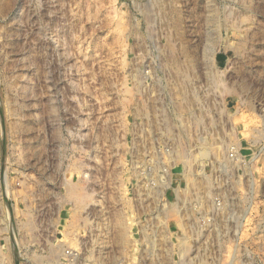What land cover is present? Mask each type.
I'll use <instances>...</instances> for the list:
<instances>
[{
	"label": "rangeland",
	"instance_id": "1",
	"mask_svg": "<svg viewBox=\"0 0 264 264\" xmlns=\"http://www.w3.org/2000/svg\"><path fill=\"white\" fill-rule=\"evenodd\" d=\"M138 220L163 264H264V0H0L8 264L130 263Z\"/></svg>",
	"mask_w": 264,
	"mask_h": 264
},
{
	"label": "built area",
	"instance_id": "2",
	"mask_svg": "<svg viewBox=\"0 0 264 264\" xmlns=\"http://www.w3.org/2000/svg\"><path fill=\"white\" fill-rule=\"evenodd\" d=\"M174 143V142H173ZM172 143V144H173ZM182 143V142H181ZM177 145V143H175ZM160 212L157 214L158 221H162L161 215V209ZM149 222L147 220H138L136 222V226L138 227V233L137 236L134 238L136 241L135 250L133 251V254H130V258L127 255V259L129 258L131 261L129 263L128 260L120 259L117 260L116 264H148V256L151 254L154 260H157L159 264H163V250L156 247V245H153L152 247L148 246V242L152 241L157 243L160 238L158 236L154 235L152 238H149L146 236L145 232V225H147ZM194 241L199 240V238H194ZM94 255V257H93ZM134 255V257L132 256ZM100 257L99 255L96 256L95 253H86L84 249L71 247L70 245L64 246L62 252L60 253V256H58L57 260L54 263L50 264H101L99 263V259H91V258ZM88 258V259H87ZM135 258V261H134ZM91 259V260H89ZM0 264H8V261L6 260L5 256L3 255L2 250H0ZM33 264V263H30Z\"/></svg>",
	"mask_w": 264,
	"mask_h": 264
},
{
	"label": "bare ground",
	"instance_id": "3",
	"mask_svg": "<svg viewBox=\"0 0 264 264\" xmlns=\"http://www.w3.org/2000/svg\"><path fill=\"white\" fill-rule=\"evenodd\" d=\"M182 156V155H181ZM186 156V155H185ZM184 157V156H183ZM182 159H184V158H182ZM187 159V158H186ZM186 160H184V162H185ZM188 161V160H187ZM186 161V162H187ZM189 162V161H188ZM187 162V163H188ZM191 162V161H190ZM188 165H189V167H190V164L188 163ZM187 174V173H186ZM188 175V174H187ZM190 175V174H189ZM188 175V176H189ZM206 180H208V179H206ZM76 181H74V184H73V181L71 182V184H70V186H71V188H70V193L72 194V195H74L73 197L74 198H76L77 199V202H78V204L79 205H81V204H83L87 199H88V197L86 196V194H84V192H83V189H82V187L80 186V184H79V182L78 183H75ZM69 186V187H70ZM75 199V200H76ZM171 205V206H170ZM172 205H174V204H168V202H167V204H166V208L164 209V213H165V215H164V217L165 216H170V215H173V213H175V212H173L174 210L173 209H175V207L173 208V206ZM170 206V207H169ZM77 207V206H76ZM79 207V206H78ZM77 207V208H78ZM164 207V206H163ZM178 208H176V210H177ZM179 214V213H178ZM160 215H161V217H163V212L162 213H160ZM177 215V214H176ZM180 215V214H179ZM171 217V216H170ZM180 218V217H179ZM179 221V220H178ZM180 222H181V220H180ZM111 226H112V224H111ZM131 227V226H130ZM129 225L125 222V220L124 221H122V220H120V221H116V222H114L113 223V226H112V229L110 230V231H112V238H113V241H115L117 244H119L120 246H122L123 247V249L124 250H126L127 248H128V246L131 244L130 243V241L132 242V240L133 239H131V237H130V233H129ZM163 234V233H162ZM131 239V240H130ZM185 241L186 240H183V242L185 243ZM187 245V244H186ZM184 246H185V244H184ZM186 247V246H185ZM184 249V248H183ZM59 251V250H58ZM53 254V255H52ZM52 254H48L47 255V260H49V261H53L56 257H57V255H55V254H57V250H55V253L54 252H52ZM114 263V262H113Z\"/></svg>",
	"mask_w": 264,
	"mask_h": 264
}]
</instances>
